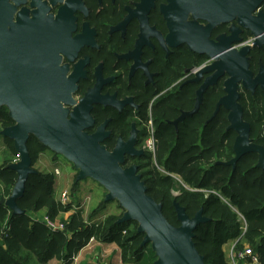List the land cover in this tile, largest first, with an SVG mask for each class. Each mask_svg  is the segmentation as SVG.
Listing matches in <instances>:
<instances>
[{
	"label": "trees",
	"instance_id": "trees-1",
	"mask_svg": "<svg viewBox=\"0 0 264 264\" xmlns=\"http://www.w3.org/2000/svg\"><path fill=\"white\" fill-rule=\"evenodd\" d=\"M183 62L190 69L199 67L203 60L189 55L183 57ZM183 70L184 66L178 68L175 80L182 77ZM171 85L172 82L164 84L161 91ZM198 88V84L189 83L154 102V96L146 98L145 109L138 118L139 123L143 121L145 125L152 121L156 152L155 155L151 153L149 159H126L124 167L129 163L138 165L147 194L162 206L163 215L173 226L181 225L175 202L190 218L203 212L208 222L197 227L194 243L205 264H232L225 252L231 245L237 251L248 246L260 264H264V170L258 167L259 155L256 153L246 154L235 167L224 164L235 157L237 134L228 130V111L222 108L212 118L218 101L224 96L222 83L205 93L199 112L180 123L177 130L170 124L182 111L189 112L194 108ZM240 103L244 109L243 119L250 125L252 143L264 147V94L260 92L256 97L249 94L248 100L243 96ZM109 117L114 129L117 117ZM14 124L6 111H0L2 129ZM146 131V138H149L152 129L146 127ZM0 139L6 147L0 162L1 202L11 196L17 183L18 175L9 167L18 162L19 155L14 141L1 134ZM27 147L32 167L39 156L49 150L34 136L29 138ZM159 168L166 174L159 172ZM36 172L29 176L25 193L17 200L24 214L14 215L0 203V264H50L53 261L73 264L74 258L92 239L117 246L124 264H155L156 254L151 244L143 246L145 235L138 232V224L134 221L118 223L123 209L120 214H108L102 221H95L107 205L106 195L93 209L88 221L81 208L72 212L75 200L64 205L61 194L56 196V175L38 169ZM77 177L74 178L72 197L81 191L82 181ZM175 191L180 195L175 196ZM38 215L62 221L65 230L52 231Z\"/></svg>",
	"mask_w": 264,
	"mask_h": 264
},
{
	"label": "flooded vegetation",
	"instance_id": "flooded-vegetation-1",
	"mask_svg": "<svg viewBox=\"0 0 264 264\" xmlns=\"http://www.w3.org/2000/svg\"><path fill=\"white\" fill-rule=\"evenodd\" d=\"M34 36H41L56 68H65L58 72V80L66 91L73 90L75 101L65 108L71 113L87 96L95 101L91 111L95 122L87 132L94 134L108 122L103 145L110 152L120 139L129 143L133 138L138 154L125 159L155 155L147 147L154 134L152 121L145 125L138 118L146 98L154 96V102L194 83L199 85L197 100L201 86L213 75L204 74L195 82L197 72L215 59L191 49L219 51L222 66L230 69L237 64V55L249 48L246 56L253 79L261 72L264 77V0H0V96L16 99L19 82L29 81ZM189 55L203 63L189 69L183 62ZM183 66L182 77L175 80ZM227 79L224 75L210 88L221 82L225 96ZM168 82L172 85L161 91ZM238 92L239 103L243 96L248 100L249 94H264L260 85L250 90L242 82ZM2 110L9 115L6 106ZM189 112L182 111L179 118ZM110 115L117 117L114 129ZM179 118L170 123L176 130L189 117L176 125ZM146 127L152 129L149 138Z\"/></svg>",
	"mask_w": 264,
	"mask_h": 264
},
{
	"label": "water",
	"instance_id": "water-1",
	"mask_svg": "<svg viewBox=\"0 0 264 264\" xmlns=\"http://www.w3.org/2000/svg\"><path fill=\"white\" fill-rule=\"evenodd\" d=\"M31 44L33 56L30 60L29 81L19 82L16 99L0 96V107L6 106L10 111V118L15 122L13 126L4 128L1 136L14 141L19 155L18 162L9 167L17 173V183L11 196L2 199L0 203L14 215L24 214L17 200L24 195L29 176L37 173L32 167L27 147L29 138L34 136L50 151L73 164L78 171V181L91 179L106 190L105 202L115 200L124 211L118 223L134 221L138 224V232L145 235L143 246L151 244L156 254L155 264H205L204 257L194 243L195 230L208 222L203 212L190 218L185 209L175 202L174 207L181 225L175 227L170 224L163 215L162 206L147 194L138 166L124 167L126 155L138 154L133 146V138L129 143L120 139L117 147L110 152L103 145L109 136V132L105 131L108 122L94 134H89L87 130L95 122L91 116L95 101L87 96L70 113L65 105H75L71 96L73 90L66 91L64 83L58 80V72L65 68H56L41 36H34ZM191 50L215 59L211 66L203 67L197 72L195 82H199L204 74L213 75L198 91L195 108L189 113H183L175 124L199 112L205 92L227 75L228 79L224 83L226 95L219 101L213 115L215 118L222 107L229 111L228 130L237 134L234 143L235 157L224 164L235 167L243 156L256 153L259 155L258 167L264 170V147L252 143L250 125L244 121L243 108L239 103V83L242 82L246 89L253 90L260 85L264 90L262 72L253 79L252 72L249 71L246 56L249 48L237 55V64L229 66L230 69L222 66L223 61H219V58L223 60V57H219V51L211 53L201 49Z\"/></svg>",
	"mask_w": 264,
	"mask_h": 264
},
{
	"label": "rangeland",
	"instance_id": "rangeland-1",
	"mask_svg": "<svg viewBox=\"0 0 264 264\" xmlns=\"http://www.w3.org/2000/svg\"><path fill=\"white\" fill-rule=\"evenodd\" d=\"M3 129L0 127V131H2ZM2 142L0 144V159L3 158V153L5 151V143L3 142L2 139H0ZM19 159V156L17 157V160ZM39 160L37 161V163L34 165L33 169L34 170H40L42 172L45 173H53L54 175H56V196L58 197L61 193H65L68 192L69 193V203H71L72 200H75V206L79 207L81 206V210L84 211V215L85 218L89 221V216L91 215L93 209H95L97 207V205L100 203V199H102V197L104 195L107 194L106 190L104 188H102L98 183H96L95 181L91 180V179H85L82 181V187L84 188L83 190L85 191V193H90L92 200L88 201V203L84 204L85 200H88L89 198H85L84 200H80L77 197L80 194L79 193L76 194L75 197H72V186L74 183V178L76 176H78V171L74 168L73 164L71 162H69L68 160H66L64 157L55 154L54 152L48 150L44 153H42L39 158ZM159 172H162L163 174H166L164 172V170L161 168H159ZM177 180L181 181V179L177 176H174ZM102 190H100V188ZM97 189L98 191H100L102 194L100 196H94L95 192L94 190ZM175 196L180 195V193L178 191L174 192ZM8 199V198H6ZM90 200V199H89ZM118 204L115 200L114 201H109L107 203V205L105 206V209L102 211L103 215L107 214L108 212H110L113 209V205ZM119 206V205H118ZM120 208V207H119ZM121 209V208H120ZM72 212L74 211V208L72 209ZM102 215H100V217L98 216V218L96 217V220H103L101 217ZM37 217H39L38 219H44L45 217L38 215ZM55 223H63L60 220H54ZM96 242L93 243H89L88 246H86V248H84L79 255L77 256V260L78 263H82V261L86 260L84 259V257L86 256L87 260L85 262H88L90 259H92L93 257H97V254H100L98 256V260H97V264H124L122 263V261L118 260V257L116 259H114L115 256H117V251L114 250V246L111 245H107V244H102L103 245V252H97V245L95 244ZM105 245V246H104ZM233 245L231 246H227L225 248V252H226V256L227 259L230 260V249ZM116 249V248H115ZM96 253V254H95ZM113 258V260H112ZM51 264H55V263H51ZM133 264V263H131Z\"/></svg>",
	"mask_w": 264,
	"mask_h": 264
},
{
	"label": "built area",
	"instance_id": "built-area-1",
	"mask_svg": "<svg viewBox=\"0 0 264 264\" xmlns=\"http://www.w3.org/2000/svg\"><path fill=\"white\" fill-rule=\"evenodd\" d=\"M147 147L151 152L155 153L156 150V141L153 137H151L147 143ZM61 202L64 205H67L69 203V193L68 192H63L60 195ZM88 200H85L84 204L88 203ZM73 204V203H72ZM74 209L81 208V206L76 207L75 204H73ZM43 221L47 224V226L55 232L59 231H64L65 230V225L63 223H55L54 221L50 220L48 217H45ZM246 229H244V232ZM95 242V239L91 240V243ZM230 261L232 264H239L240 262H248L250 264H260L259 258L254 255L252 249H250L248 246H245L242 251H237L235 249V246L233 245L230 249ZM64 264V263H60ZM73 264H79L77 257L74 258Z\"/></svg>",
	"mask_w": 264,
	"mask_h": 264
},
{
	"label": "crops",
	"instance_id": "crops-1",
	"mask_svg": "<svg viewBox=\"0 0 264 264\" xmlns=\"http://www.w3.org/2000/svg\"><path fill=\"white\" fill-rule=\"evenodd\" d=\"M1 134V133H0ZM3 140V139H2ZM1 140H0V144H1ZM4 142V141H3ZM0 162H1V159H0ZM100 188V190H102L101 189V187H99ZM84 188L83 187H81V191H80V194L77 196L78 198H79V201L82 199V200H84L85 198H88L89 196L91 197V195H90V193H85V191L83 190ZM94 192H95V195L94 196H100L102 193L100 192V191H98L97 189H95L94 190ZM90 197H89V199H90ZM91 199H92V197H91ZM91 199L89 200V201H91ZM76 200V199H75ZM77 201V200H76ZM120 208H119V206H118V204H115V205H113V209L110 211V212H108L107 214H104L103 215V213L101 212L98 216L100 217V215H102L101 217H103L102 219H104L108 214L110 215V214H120ZM98 216H97V218H98ZM95 221H98V219L97 220H95ZM96 243V245H97V252L99 253V252H103V245L101 244V243H99V242H97V241H95ZM107 245H111V246H114L115 248H114V250H116L117 251V256H115L114 257V259H116L117 257H118V260H120L121 261V255H120V250L118 249V247L117 246H115V245H113V244H107ZM105 246V245H104ZM96 254V253H95ZM101 254V253H100ZM100 254H97V257H93L92 259H90L88 262H85L86 260H87V258H86V256L84 257V259H86V260H84V261H82V263H79V264H97V260H98V256L100 255ZM112 260H113V258H112ZM51 263H55V264H59V262H57V261H53V262H51ZM50 263V264H51ZM239 264H250V263H248V262H240Z\"/></svg>",
	"mask_w": 264,
	"mask_h": 264
}]
</instances>
